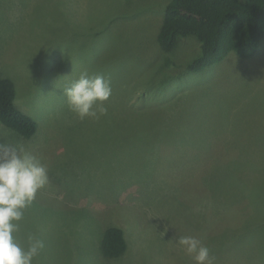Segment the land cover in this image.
Here are the masks:
<instances>
[{
	"label": "rangeland",
	"instance_id": "1",
	"mask_svg": "<svg viewBox=\"0 0 264 264\" xmlns=\"http://www.w3.org/2000/svg\"><path fill=\"white\" fill-rule=\"evenodd\" d=\"M170 1L0 0V79L38 123L27 140L0 121V143L48 167L18 233L44 241L33 264H195L184 235L214 264H264V37L253 58L188 73L196 38L158 42ZM82 72L110 81L106 116L69 110ZM107 226L123 229L118 258L103 256Z\"/></svg>",
	"mask_w": 264,
	"mask_h": 264
},
{
	"label": "trees",
	"instance_id": "2",
	"mask_svg": "<svg viewBox=\"0 0 264 264\" xmlns=\"http://www.w3.org/2000/svg\"><path fill=\"white\" fill-rule=\"evenodd\" d=\"M189 37L200 43V52L188 63V73L221 63L232 52L242 59L253 58L264 37V0H171L158 34L160 47L170 53ZM15 96L14 83L0 79V121L28 140L38 123L16 106ZM101 250L109 259L122 256L127 250L123 229L107 226Z\"/></svg>",
	"mask_w": 264,
	"mask_h": 264
},
{
	"label": "clouds",
	"instance_id": "3",
	"mask_svg": "<svg viewBox=\"0 0 264 264\" xmlns=\"http://www.w3.org/2000/svg\"><path fill=\"white\" fill-rule=\"evenodd\" d=\"M69 110L80 120L106 116L105 106L112 95L110 81L102 74L82 72L63 89ZM4 135H14L7 130ZM0 143V264H33L44 248V241L32 232L18 237L25 211L36 194L49 184L48 167L23 144ZM175 243L195 264H214L210 249L195 236L184 235Z\"/></svg>",
	"mask_w": 264,
	"mask_h": 264
}]
</instances>
